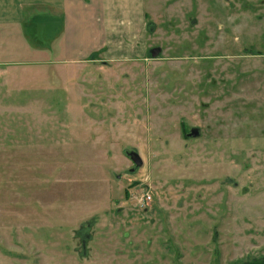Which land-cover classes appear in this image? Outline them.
<instances>
[{
  "label": "rangeland",
  "instance_id": "1",
  "mask_svg": "<svg viewBox=\"0 0 264 264\" xmlns=\"http://www.w3.org/2000/svg\"><path fill=\"white\" fill-rule=\"evenodd\" d=\"M182 11L143 55L0 72V264L264 258V0Z\"/></svg>",
  "mask_w": 264,
  "mask_h": 264
},
{
  "label": "crops",
  "instance_id": "2",
  "mask_svg": "<svg viewBox=\"0 0 264 264\" xmlns=\"http://www.w3.org/2000/svg\"><path fill=\"white\" fill-rule=\"evenodd\" d=\"M183 6L184 0H0V72L22 65L66 78L75 65L143 55L148 21L180 18Z\"/></svg>",
  "mask_w": 264,
  "mask_h": 264
},
{
  "label": "water",
  "instance_id": "3",
  "mask_svg": "<svg viewBox=\"0 0 264 264\" xmlns=\"http://www.w3.org/2000/svg\"><path fill=\"white\" fill-rule=\"evenodd\" d=\"M161 53V49L160 48H153L150 51V54L153 58L159 56ZM200 134V132L198 130H193L191 132V134H189L190 137H197ZM129 159L131 160V162L134 164L135 167H140L142 165V160L140 158V156L136 153V152H129L128 153ZM133 171V170H131Z\"/></svg>",
  "mask_w": 264,
  "mask_h": 264
},
{
  "label": "trees",
  "instance_id": "4",
  "mask_svg": "<svg viewBox=\"0 0 264 264\" xmlns=\"http://www.w3.org/2000/svg\"><path fill=\"white\" fill-rule=\"evenodd\" d=\"M99 65H100V66H101V65H102V66H103V65L108 66L109 64L106 63V62H101ZM243 264H264V258H262V259H260V260H256L255 263L247 262V263H243Z\"/></svg>",
  "mask_w": 264,
  "mask_h": 264
},
{
  "label": "built area",
  "instance_id": "5",
  "mask_svg": "<svg viewBox=\"0 0 264 264\" xmlns=\"http://www.w3.org/2000/svg\"><path fill=\"white\" fill-rule=\"evenodd\" d=\"M144 200L149 201L150 197L149 196L142 197L141 201H144Z\"/></svg>",
  "mask_w": 264,
  "mask_h": 264
}]
</instances>
